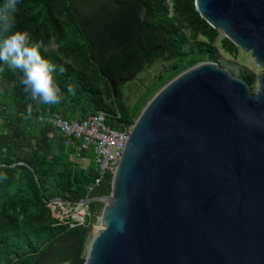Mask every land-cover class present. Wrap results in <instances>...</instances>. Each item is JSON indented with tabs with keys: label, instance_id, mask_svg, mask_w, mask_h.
I'll use <instances>...</instances> for the list:
<instances>
[{
	"label": "water",
	"instance_id": "95a60500",
	"mask_svg": "<svg viewBox=\"0 0 264 264\" xmlns=\"http://www.w3.org/2000/svg\"><path fill=\"white\" fill-rule=\"evenodd\" d=\"M72 5L99 68L148 14L141 0ZM194 6L263 69L255 87L214 61L164 84L132 124L110 193L86 200L103 203L91 240L55 243L34 264H264V0Z\"/></svg>",
	"mask_w": 264,
	"mask_h": 264
},
{
	"label": "trees",
	"instance_id": "16d2710c",
	"mask_svg": "<svg viewBox=\"0 0 264 264\" xmlns=\"http://www.w3.org/2000/svg\"><path fill=\"white\" fill-rule=\"evenodd\" d=\"M148 8L146 21L165 31H177L174 24L187 27L190 38L204 36L208 44L191 47L190 56L173 62L158 81L139 90L127 106L114 99L113 87L91 56V42L84 35L72 0H19L16 27L29 32L30 38L42 42L41 55L57 66L54 74L64 98L58 105L33 101L20 84V72L5 65L0 72V264H34L63 236L83 244L103 203H89L90 216L85 225L60 223L52 214L50 200L78 202L89 197L107 195L112 175L106 174L99 185L88 187L97 176L95 166L79 168L69 160L71 148H66L61 135L48 123L37 120L41 114L54 113L63 117L83 119L98 110L119 113L118 121L131 125L159 83L171 79L200 61H216L211 48L218 31L201 18L194 0H172V16L164 0H141ZM177 46L180 51L181 42ZM54 43L56 48H49ZM223 46L237 47L226 37ZM114 58V57H112ZM153 58L141 62V69ZM119 61H117V64ZM2 64V62H0ZM63 66L65 71L59 72ZM253 85L252 74L241 76ZM69 83L76 85V94L69 95ZM117 91H119V88ZM31 106V113L28 107ZM115 128L120 123L111 124ZM81 155L90 157L89 152Z\"/></svg>",
	"mask_w": 264,
	"mask_h": 264
},
{
	"label": "built area",
	"instance_id": "2783aa9c",
	"mask_svg": "<svg viewBox=\"0 0 264 264\" xmlns=\"http://www.w3.org/2000/svg\"><path fill=\"white\" fill-rule=\"evenodd\" d=\"M120 114L98 110L83 119H69L58 114H41L37 120L51 125L63 138L66 148H71L69 160L79 168H87L90 164L95 166L97 176L94 183L88 187L99 185L106 174L113 175L123 153L128 139L131 125L118 121ZM120 123L121 127L115 128L111 124ZM82 152H90L91 158L81 155ZM93 197L82 199L78 202L63 201L60 198L50 200L51 209H56L62 216L55 218L60 223L69 226L85 225L90 216L89 203L86 201ZM85 200V201H84ZM73 206L70 214H64V206Z\"/></svg>",
	"mask_w": 264,
	"mask_h": 264
},
{
	"label": "clouds",
	"instance_id": "9594fccd",
	"mask_svg": "<svg viewBox=\"0 0 264 264\" xmlns=\"http://www.w3.org/2000/svg\"><path fill=\"white\" fill-rule=\"evenodd\" d=\"M19 0H0V72L8 69L20 72V84L30 98L46 105H58L64 98L55 79L57 66L41 55L42 42L30 38L29 32L16 27ZM65 68L61 65L59 72ZM69 95L76 94V85L69 83ZM29 114L31 106L28 107ZM6 179V173H0Z\"/></svg>",
	"mask_w": 264,
	"mask_h": 264
},
{
	"label": "flooded vegetation",
	"instance_id": "af4514ba",
	"mask_svg": "<svg viewBox=\"0 0 264 264\" xmlns=\"http://www.w3.org/2000/svg\"><path fill=\"white\" fill-rule=\"evenodd\" d=\"M117 2H124L126 0H116ZM149 13V11H148ZM148 14L145 17L144 23L141 25H135L134 30V39L128 47H125L119 53L111 57V62L106 65L104 68H100L102 74L110 80V83L115 84L114 88L116 94L113 92L114 99L118 101V98H123V85L132 80L138 72L142 71L141 62H146L149 59L153 58V61L161 60V62H168L169 66L180 58L179 55L184 57L190 56V49H183L182 42L180 46V51L177 50V46L182 39V31L178 29L177 31H165L161 30L160 27L152 25L147 22L146 19ZM196 50V47H195ZM117 61L119 63L117 64ZM201 62V61H200ZM189 68V67H188ZM187 69V68H186ZM182 72V71H181ZM179 74V73H178ZM151 82L146 84L142 89L143 90ZM113 87V86H112ZM119 91H117V88ZM138 93V92H137ZM137 95V94H136ZM69 240H76L70 236H63L59 238L55 243L66 242ZM55 243L53 245H55ZM52 245V247H53Z\"/></svg>",
	"mask_w": 264,
	"mask_h": 264
},
{
	"label": "rangeland",
	"instance_id": "374dc122",
	"mask_svg": "<svg viewBox=\"0 0 264 264\" xmlns=\"http://www.w3.org/2000/svg\"><path fill=\"white\" fill-rule=\"evenodd\" d=\"M164 3L167 5L169 14L168 16H172V0H164ZM174 27H178L181 29L183 34V42L182 46L183 49H189L191 47L200 46L201 44H208V40L201 35H198L195 39H191L189 28L179 26V24H174ZM223 34L222 32L218 31L216 37L214 38L213 42H211V48L216 55V63H218L221 67L230 70L236 76H243L246 74H252L255 77L254 86L256 85V78L262 72V68L258 67L254 61V58L251 56L250 52H245L242 49L238 48L236 50H228L223 46ZM49 48L54 49L56 45L54 43L50 44ZM168 69V62H161V60H157L152 62L151 64H146L144 69L136 76L127 81L122 88L123 91V98L124 103L127 106H130L136 98L137 92L142 89L146 84L153 83L159 80L160 76L164 74ZM172 79V78H171ZM169 79V80H171ZM168 79H165L159 83L158 88L152 93L150 98L155 94L157 90H159L164 84H166ZM1 89V86H0ZM148 98V100L150 99ZM147 100V101H148ZM51 206V205H50ZM52 208V206H51ZM52 214L54 217L62 216L63 214H59L56 209H51ZM65 213L70 214L73 210V206H64ZM100 214V213H99ZM97 214L95 221L92 224L91 230L88 232L86 240L84 242V246L88 244V241L91 239V236L98 226ZM82 255H85V249L83 250Z\"/></svg>",
	"mask_w": 264,
	"mask_h": 264
},
{
	"label": "bare ground",
	"instance_id": "6f19581e",
	"mask_svg": "<svg viewBox=\"0 0 264 264\" xmlns=\"http://www.w3.org/2000/svg\"><path fill=\"white\" fill-rule=\"evenodd\" d=\"M97 228H98V226H96V228H95L94 232L97 230ZM94 232H93V234H94ZM93 234H92V236H93ZM92 236H91V238H92ZM90 240H91V239H90Z\"/></svg>",
	"mask_w": 264,
	"mask_h": 264
},
{
	"label": "crops",
	"instance_id": "0c3cea01",
	"mask_svg": "<svg viewBox=\"0 0 264 264\" xmlns=\"http://www.w3.org/2000/svg\"><path fill=\"white\" fill-rule=\"evenodd\" d=\"M90 153V152H89ZM91 154V153H90ZM91 156H92V154H91ZM91 156H90V158H91Z\"/></svg>",
	"mask_w": 264,
	"mask_h": 264
}]
</instances>
